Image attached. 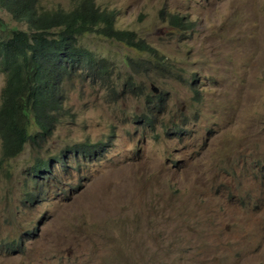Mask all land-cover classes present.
I'll use <instances>...</instances> for the list:
<instances>
[{"label":"rangeland","instance_id":"rangeland-1","mask_svg":"<svg viewBox=\"0 0 264 264\" xmlns=\"http://www.w3.org/2000/svg\"><path fill=\"white\" fill-rule=\"evenodd\" d=\"M77 1L37 0L45 10ZM93 1L160 59L103 34L76 42L148 95L77 82L75 119L46 148L0 156V264H264V0ZM0 23V38L26 28L4 9ZM5 81L0 73V95ZM82 141L104 146L88 160L65 152L51 175L26 171ZM27 186L38 188L32 205Z\"/></svg>","mask_w":264,"mask_h":264},{"label":"trees","instance_id":"trees-1","mask_svg":"<svg viewBox=\"0 0 264 264\" xmlns=\"http://www.w3.org/2000/svg\"><path fill=\"white\" fill-rule=\"evenodd\" d=\"M76 3L69 10H45L37 0H0V9L9 10L16 21L26 25L25 30L11 26V35L0 38V73L6 77L0 95V144L4 159L16 157L27 142L38 149L44 147L56 125L73 117L65 101L75 80L91 79L112 94L145 93L141 79L131 74L117 79L116 64L96 59L94 52L78 45L77 38L95 33L128 46L135 45L153 56L154 65L160 56L134 32L117 28L115 12L99 9L93 0ZM170 21L177 26L190 25L179 15H172ZM59 153L64 158L65 152ZM28 172L33 176L51 172L50 160L38 158ZM25 198L28 204L35 200L29 191Z\"/></svg>","mask_w":264,"mask_h":264},{"label":"clouds","instance_id":"clouds-1","mask_svg":"<svg viewBox=\"0 0 264 264\" xmlns=\"http://www.w3.org/2000/svg\"><path fill=\"white\" fill-rule=\"evenodd\" d=\"M83 81H86V82H88V83H91V85H93V87H97L99 90H104L105 95H106V96H109V97L117 96V97H119V98H125V97H127V96L137 97V96H141V95H148L147 93L135 94V93H132V91H131V92L129 91V92H127V93L112 94L110 89H108V88H106V87L100 85L99 83H97V82H95V81H93V80H91V79H87V80H83ZM77 82H82V81H77V80L74 81L73 85H71V86L69 87V90H68V93H67L68 99L65 101V105H67L68 108H69V115H73V117H71V118H65V119H69V120H71V121H74V119H75V118H74V115H76L77 113L73 110V106L69 104V101H70V93H71V91L74 89V87H75V83H77ZM151 88H152V90H153V92H154V93H153L154 95H150V96H152V98L149 99V100H147V104H148V105L151 104V105H153V107H154V105H157V101H160V100H161V96H160V97L157 96V94H158V89H156L155 86H152ZM160 95H161V94H160ZM155 103H156V104H155ZM67 106H66V107H67ZM70 112H71V113H70ZM72 113H73V114H72ZM144 119L149 120V122H144ZM139 120H140L142 123H144V124H146V125H148V126H152L153 123H154V119H153L152 115H151V114H148V113L144 114ZM62 121H63V120H62ZM62 121H61L58 125H60V124H61V125H64V123H62ZM58 125H56V128H55V130H54V132H53V135L48 139V141L51 140L52 138H55V137H56V131H57V127H58ZM182 131H183V130H181V128L179 127V128H177V129H175L173 132H175V133H181ZM48 141L46 142L45 146L42 147V148H40V149L36 148V147H35L32 143H30V142H27V143L24 145V148H25V146L28 144V145H31V146L33 147V149H35L36 151H40V150L46 148V146H47V144H48ZM103 146H104V142H103V141H100V142H97V141H96V142L82 141V142H80V143H73L71 146L65 145L64 148H63L62 150H59V151H57V152H54V153L52 154V155H53L52 158H50V157L47 156V155H45V156H36V157H35V160H33L29 166H31L32 164H34L38 158H40V159H49V160H50V167H51V169H52L51 161H55V163H58V165H62V166H64L65 163H66V159H68L69 156H71V155H72L73 158L78 157V158H81V159L88 160V159L92 158V155H93L94 153L101 151L102 148H103ZM24 148H23V150H24ZM68 148H71L72 151H71V150L68 151ZM73 149H74V153H73ZM23 150H22L17 156H19V155L23 152ZM62 151H64V152H69V156H66V154H64L65 156H64V158H63V154L59 153V152H62ZM76 153H78V155H76ZM0 156H1V144H0ZM17 156H16V157H17ZM13 158H14V157H13ZM1 159H2V160H10V159H12V158H10V159H4V158H2V156H1ZM63 160H64V162H63ZM29 166L27 167V170H26V171H28ZM51 171H52V170H51ZM43 173H44V172H41V174H43ZM48 173L51 175L53 172H48ZM41 174H39V175H41ZM39 186H40V185H39ZM26 191H29V192L32 194V198H36V195H37V193H38V188H32L31 190H29V189H28V186H27L26 189H25V191H24V197H25V193H26ZM26 200H27V199L25 198V201H26ZM35 201H36V199L33 201V203H34ZM26 203H27V202H26ZM33 203H32V204H33ZM27 204H28V203H27ZM32 204H28V205H32Z\"/></svg>","mask_w":264,"mask_h":264}]
</instances>
